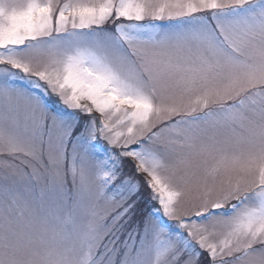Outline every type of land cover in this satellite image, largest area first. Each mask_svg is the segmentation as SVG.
Masks as SVG:
<instances>
[{
	"label": "snow or ice",
	"instance_id": "obj_1",
	"mask_svg": "<svg viewBox=\"0 0 264 264\" xmlns=\"http://www.w3.org/2000/svg\"><path fill=\"white\" fill-rule=\"evenodd\" d=\"M0 264H264V0H0Z\"/></svg>",
	"mask_w": 264,
	"mask_h": 264
}]
</instances>
